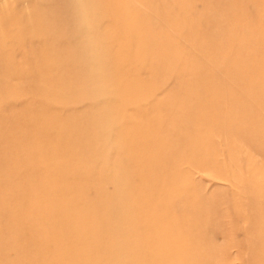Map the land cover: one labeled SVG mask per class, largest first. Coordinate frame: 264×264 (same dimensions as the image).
<instances>
[{
  "label": "rangeland",
  "instance_id": "1",
  "mask_svg": "<svg viewBox=\"0 0 264 264\" xmlns=\"http://www.w3.org/2000/svg\"><path fill=\"white\" fill-rule=\"evenodd\" d=\"M0 0V264H264V0Z\"/></svg>",
  "mask_w": 264,
  "mask_h": 264
},
{
  "label": "clouds",
  "instance_id": "2",
  "mask_svg": "<svg viewBox=\"0 0 264 264\" xmlns=\"http://www.w3.org/2000/svg\"><path fill=\"white\" fill-rule=\"evenodd\" d=\"M79 3L80 6L77 12H78L80 25L85 30L86 33H90L92 28V18H93L92 9L88 6V0H79Z\"/></svg>",
  "mask_w": 264,
  "mask_h": 264
}]
</instances>
